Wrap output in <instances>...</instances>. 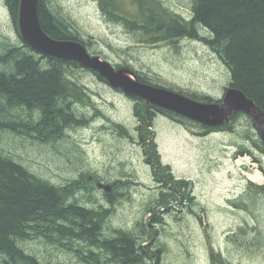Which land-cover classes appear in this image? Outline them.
<instances>
[{
	"label": "rangeland",
	"instance_id": "1",
	"mask_svg": "<svg viewBox=\"0 0 264 264\" xmlns=\"http://www.w3.org/2000/svg\"><path fill=\"white\" fill-rule=\"evenodd\" d=\"M113 1L119 14L127 19L140 15L131 0ZM159 2L183 17L190 16L188 0ZM50 5L80 33L90 53L100 54L113 65L126 63L155 84L214 99H220L228 86L226 67L201 42L183 37L170 45L146 43L147 39L128 31L121 23L109 21L101 11L99 0H50ZM160 7L156 2L143 1V10L157 12ZM198 32L200 34V29ZM0 40L4 43L2 51L22 43L11 24L5 0H0ZM73 77L86 86L94 107L105 118L91 107L79 104L77 110L93 116V121L68 129L65 143L59 142L54 148L55 145L37 143L23 131L0 130V150L10 153L34 174L54 184L80 179L79 174L85 172L94 174L99 179L96 182L105 183L104 186L112 184L111 189L119 183L117 189L119 186L122 189L115 191L114 204L104 199V191L99 188L87 194L92 201L87 198L83 201H96L95 208H112L106 223L116 229L130 230L138 221L147 224L149 216L144 215L145 209L154 208L155 214L162 218V223L154 228L159 232L156 244L164 247L161 264H212V261L264 264V209H244L236 200L249 180L247 174L262 173L251 156L233 157L237 147L246 146L264 166V157L242 138L248 126L245 118L234 124V132L201 135L193 121L177 118L181 121L178 123L161 113L153 117L151 130L155 132L162 164L169 166L174 178L188 181L189 199L175 190L179 200L169 199L171 203H168L160 200L162 197L167 200L165 194L160 193L168 191L169 186L163 184V176L158 177L160 186L154 181L147 163L152 159L140 144L137 126L143 125L135 117V100L101 83L85 69H76ZM109 121L126 128L131 137L119 136ZM262 177L260 182L254 183L262 184ZM123 182L125 187L120 185ZM163 202L167 204L162 205ZM260 204H264V200ZM24 246L41 261L84 264L74 254L51 244L28 241Z\"/></svg>",
	"mask_w": 264,
	"mask_h": 264
},
{
	"label": "trees",
	"instance_id": "2",
	"mask_svg": "<svg viewBox=\"0 0 264 264\" xmlns=\"http://www.w3.org/2000/svg\"><path fill=\"white\" fill-rule=\"evenodd\" d=\"M131 1L139 9L138 18L127 19L120 15L113 0H99V6L109 21L121 23L128 31L139 34L142 39H147L146 43L154 46L170 45L183 37L203 43L226 67L228 87L243 92L264 113V0H188V17L163 7L159 0H150L161 6L157 12L143 10L145 0ZM5 3L11 24L19 36L20 0H5ZM38 16L49 37L80 42L90 52L80 33L50 5V0H39ZM1 46H4L3 40H0V130L23 131L24 135L35 137L37 143L55 145V148L59 142H66L64 135L68 129L86 126L93 121V116L88 117L77 110L79 104L91 107L105 118L94 107L86 86L74 80L73 72L85 68L37 53L23 42L3 51ZM92 54L104 59L100 54ZM114 66L129 68L141 82L158 85L126 63ZM85 70L106 84L96 73ZM171 90L199 102H215L214 98L199 93ZM133 99L137 103L135 117L143 125L137 126L138 137L153 158L151 170L154 180L159 181L157 172L160 171L170 184L168 191L160 193H164L167 200L163 197L160 200L168 203H171L169 199L179 200L176 192L189 199L188 182L174 180L169 172L165 173L168 167L161 162L155 132L151 130L157 113L189 120L155 106L147 109L143 100ZM240 118H245L248 125L242 135L243 140L264 157V143L254 133L255 121L248 115L236 113L217 128L197 126L201 135L216 131L234 132V124ZM109 122L119 136H130L126 128ZM245 147L238 146L233 157L251 156L264 175L261 161ZM0 151L4 153H0V264H54L46 259L43 262L36 254L26 251L24 244L28 241L63 248L84 264H161L164 247L156 244L159 232L154 228L162 223V218L155 214L154 208L145 209L144 215L149 216L147 224L138 221L130 230L111 228L106 221L113 212L112 208H95L97 203L94 199L92 203L83 201L84 198L92 201L87 194L95 188L94 182L98 178L94 174L85 172L79 174L80 179L54 184L34 174L10 153ZM86 176L92 177L91 181ZM118 185L116 183L114 189L103 193L111 205L115 202V191L122 189L120 186L117 189ZM120 185L125 187L126 183ZM236 200L244 209H264V204H260L264 200V184L257 186L247 182ZM212 264L216 263L212 261Z\"/></svg>",
	"mask_w": 264,
	"mask_h": 264
},
{
	"label": "water",
	"instance_id": "3",
	"mask_svg": "<svg viewBox=\"0 0 264 264\" xmlns=\"http://www.w3.org/2000/svg\"><path fill=\"white\" fill-rule=\"evenodd\" d=\"M39 0H20L18 10V33L24 44L37 53L63 61L81 64L89 68L115 90L127 97L145 99L147 104L175 113L207 127H219L229 116L245 113L256 122V132L264 136V114L238 89L227 88L221 101L202 103L172 90L144 85L128 69H115L100 56L91 55L80 42L51 39L43 30L38 16ZM106 192L110 191L105 187Z\"/></svg>",
	"mask_w": 264,
	"mask_h": 264
},
{
	"label": "bare ground",
	"instance_id": "4",
	"mask_svg": "<svg viewBox=\"0 0 264 264\" xmlns=\"http://www.w3.org/2000/svg\"><path fill=\"white\" fill-rule=\"evenodd\" d=\"M18 27V26H17ZM19 34V33H18ZM20 37V36H19ZM51 38V37H50ZM52 39V38H51ZM53 40H55V39H53ZM59 41V40H58ZM82 44V43H81ZM86 48V47H85ZM89 54H91V55H93L92 53H90V52H88ZM42 54V53H41ZM44 55V54H43ZM45 56H47V55H45ZM95 56H97V55H95ZM49 57H51V56H49ZM103 59V58H102ZM104 60V59H103ZM223 64V63H222ZM81 67H83L81 64H79ZM83 68H85V69H88V70H90L89 68H86V67H83ZM114 68L115 69H124L125 67H121V68H116L115 66H114ZM125 69H128V70H130V71H132L133 72V70H131V69H129V68H125ZM90 71H92V70H90ZM134 73V72H133ZM143 83V82H142ZM107 84V83H106ZM144 85H146V86H148V87H154V88H159V89H164V90H171L172 88H170V87H165V86H161V85H157V86H153V85H149V84H146V83H143ZM108 85V84H107ZM109 86V85H108ZM110 87V86H109ZM111 88V87H110ZM227 88H232V87H228L227 86ZM233 89V88H232ZM122 93V92H121ZM209 97V96H208ZM138 98V97H137ZM211 98V97H210ZM141 100H143L144 102H145V106H146V108L148 109V107L149 106H153L152 104H147V102H146V100L145 99H142V98H140ZM134 100V99H133ZM219 101H221V100H218V101H215V102H219ZM215 102H210V103H215ZM205 103V102H204ZM255 105V104H254ZM256 106V105H255ZM257 107V106H256ZM258 108V107H257ZM259 109V108H258ZM260 110V109H259ZM261 111V110H260ZM262 112V111H261ZM263 113V112H262ZM175 114V113H174ZM244 115H248V114H245V113H243ZM264 114V113H263ZM177 115V114H176ZM232 115H234V114H232ZM231 115V116H232ZM178 116H180V115H178ZM231 116H229V117H231ZM249 116V115H248ZM182 117V116H181ZM251 117V116H250ZM252 118V117H251ZM180 119V118H179ZM253 119V118H252ZM181 120H183V119H181ZM228 120H229V118H228ZM254 120V119H253ZM228 122V121H227ZM199 124V123H198ZM199 125H201V124H199ZM204 126V125H203ZM219 127H221V126H219ZM255 127H256V122H255ZM214 128H217V127H214ZM255 130V133H256V135L258 136V138L264 143V136H263V138L261 137V136H259L258 135V133L256 132V129H254ZM128 131V130H127ZM217 132V131H216ZM214 133V132H213ZM240 156H242V155H239V157ZM243 156H247V155H243ZM148 163V162H147ZM149 165H150V167H151V163H148ZM256 165L258 164V163H255ZM163 166H167V165H164L163 164ZM168 167V170H170V168H169V166H167ZM167 170V171H168ZM171 171V170H170ZM256 173H258V174H256ZM153 174V173H152ZM161 174H163V172H160V175ZM262 174V173H261ZM259 172H255V174H247L248 175V179L250 180H247V182H250V183H252V184H254V185H257V186H261V185H263L264 184V182L262 183V184H255L254 182H260V180H262L261 179V177L263 176V174H262V176L260 177V175H261ZM173 178H174V176H173V174H172V171H171V174H170ZM246 175V174H245ZM153 177V176H152ZM158 177H159V174H158ZM263 179H264V177H262ZM88 179L91 181V179H92V177H88ZM153 179H154V177H153ZM174 180H179L178 178H174ZM253 180V181H252ZM155 181V180H154ZM162 181H163V184L166 186V187H168L169 186V188H170V184L167 182V180H165L164 179V176H163V178H162ZM157 184H158V186H160V183H161V181L159 180V181H155ZM188 182V181H187ZM104 184L105 183H99V182H94V186H95V188H99V189H101L102 191H104V192H106L105 190H104V188L105 187H109L110 188V185L111 184H106V185H108V186H104ZM111 189V188H110Z\"/></svg>",
	"mask_w": 264,
	"mask_h": 264
},
{
	"label": "flooded vegetation",
	"instance_id": "5",
	"mask_svg": "<svg viewBox=\"0 0 264 264\" xmlns=\"http://www.w3.org/2000/svg\"><path fill=\"white\" fill-rule=\"evenodd\" d=\"M158 114H160V113H157V115H158ZM161 114H162L163 116H166V118H169V119H172V120H174V121H176V122H178V123H181V121H180L179 119H177V118L175 119L174 117L168 116V115H166V114H163V113H161ZM31 138L37 140V139H36L35 137H33V136H31ZM148 155H149V154H148ZM150 159H152V160L149 161L148 163H152V162H153V158L150 157ZM168 172L171 174V171H170V170L165 171V173H168ZM157 174H159V176H164V175H165L164 173L160 175V171H158ZM159 180H160V179H159ZM111 186H112V184H111Z\"/></svg>",
	"mask_w": 264,
	"mask_h": 264
}]
</instances>
